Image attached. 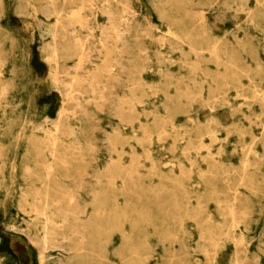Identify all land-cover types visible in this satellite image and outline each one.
I'll list each match as a JSON object with an SVG mask.
<instances>
[{"label": "rangeland", "instance_id": "rangeland-1", "mask_svg": "<svg viewBox=\"0 0 264 264\" xmlns=\"http://www.w3.org/2000/svg\"><path fill=\"white\" fill-rule=\"evenodd\" d=\"M0 264H264V0H0Z\"/></svg>", "mask_w": 264, "mask_h": 264}, {"label": "bare ground", "instance_id": "bare-ground-1", "mask_svg": "<svg viewBox=\"0 0 264 264\" xmlns=\"http://www.w3.org/2000/svg\"><path fill=\"white\" fill-rule=\"evenodd\" d=\"M33 6V5H32ZM43 12V11H42ZM45 14V13H44ZM32 17V16H31ZM33 18V17H32ZM40 21V20H39ZM41 22V21H40ZM40 22H38V23H40ZM30 23H32V22H30ZM28 24H29V22H28ZM27 25V24H26ZM32 25V24H31ZM40 26V25H39ZM27 27V26H26ZM34 38V37H33ZM26 41V40H25ZM48 42V41H47ZM26 43V42H25ZM29 47V46H28ZM30 66V65H29ZM58 124V123H57ZM42 125V124H41ZM46 204V203H45ZM24 233V232H23ZM27 234V233H26ZM44 234L46 235L47 234V231H45L44 232ZM26 237H28V236H26ZM32 237H33V235H32ZM31 237V238H32ZM36 237V236H35ZM13 238V237H12ZM19 238V237H18ZM29 239V238H28ZM34 240V239H33ZM36 240V239H35ZM34 240V241H35ZM39 241V240H38ZM20 242V241H19ZM32 242V241H31ZM40 242V241H39ZM33 243V242H32ZM13 244V243H12ZM20 244V243H19ZM22 244V243H21ZM39 249H40V251H44L45 249H46V246H45V240L43 239V241H41L40 242V244H35ZM9 247H10V244H9ZM12 248V247H11ZM57 248V247H56ZM14 249V248H13ZM17 251V250H16ZM14 253H15V251H14ZM23 253V252H22Z\"/></svg>", "mask_w": 264, "mask_h": 264}]
</instances>
